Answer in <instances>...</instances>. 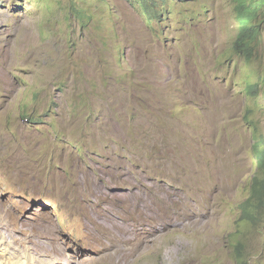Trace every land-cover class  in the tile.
Listing matches in <instances>:
<instances>
[{
    "label": "rangeland",
    "instance_id": "obj_1",
    "mask_svg": "<svg viewBox=\"0 0 264 264\" xmlns=\"http://www.w3.org/2000/svg\"><path fill=\"white\" fill-rule=\"evenodd\" d=\"M173 10L160 25L126 0H0L9 250L34 258L54 239L71 256L56 264H264V198L259 226L239 221L264 180L244 121L249 108L264 140V85L246 97L264 79V33L248 61L234 0Z\"/></svg>",
    "mask_w": 264,
    "mask_h": 264
},
{
    "label": "trees",
    "instance_id": "obj_2",
    "mask_svg": "<svg viewBox=\"0 0 264 264\" xmlns=\"http://www.w3.org/2000/svg\"><path fill=\"white\" fill-rule=\"evenodd\" d=\"M132 6L140 8V12L144 15L147 21H157L158 24L164 25L166 22H171L174 18V4H182L185 0H126ZM88 6L91 8L94 5L99 4V0H87ZM234 12L238 20L239 32L233 43V50L239 56L247 57L250 61L254 55L256 46L261 40V36L264 33V0H234ZM169 27V26H167ZM264 85V79L259 83L250 84L246 90V97H256L257 91L260 86ZM28 109L21 111V117L25 122L35 123L38 121L39 116ZM26 108V107H25ZM257 108V106H256ZM251 110L248 108L244 117V121L250 126L253 139L255 140L254 154L256 155L257 162H260L263 156V149L260 147L263 143L262 135H259L257 128L252 127V121L249 118ZM259 165V164H258ZM258 174H255L254 178H257ZM264 198V180L257 183H253L250 191V197L242 204L241 216L239 221L242 223H249L254 227L259 226L262 223L263 213L261 212L260 202ZM241 260V259H238ZM242 264H247L242 260Z\"/></svg>",
    "mask_w": 264,
    "mask_h": 264
},
{
    "label": "bare ground",
    "instance_id": "obj_3",
    "mask_svg": "<svg viewBox=\"0 0 264 264\" xmlns=\"http://www.w3.org/2000/svg\"><path fill=\"white\" fill-rule=\"evenodd\" d=\"M0 228H1V230L3 229L2 227H0ZM7 230L8 229H6V231ZM38 233L42 234L43 232H42V230H39ZM41 237H42V235H41ZM18 241L19 240H15V242H18ZM31 242H33V241L31 240ZM36 242L34 241L35 248L32 249V253H33L32 255H34V253H35V254H37V257L32 258L31 256H23L22 254L20 255L19 254L20 252L18 250L14 251L15 249L13 250L11 248H10L11 250H9L8 247H6V242H4L3 240L0 239V264H40V262H42V261L40 259L41 257L40 256L38 257V255L42 254V252L44 251V250H42V248H43V246H46V245H51V248L48 247L49 250L44 251L42 256L46 257L47 259L52 258L51 262L54 261L53 264L54 263L56 264V262H60V261H63V263H66L67 260L69 261V258H71V256H69L66 253L67 250L65 249L66 250L65 251L64 249L60 248L59 244L54 239H49L47 241V243L45 241V244H42V242L40 244V243H38L40 241H38L37 243L41 245L40 247H38V244ZM52 246H53V248H52ZM46 248H44V249H46ZM12 251H14V252H12ZM29 255H31V254H29ZM1 259H3V260L1 261ZM45 261L46 260H44V262ZM47 261H48V263L50 262L49 260H47ZM51 262H50V264H51ZM45 263H47V262H45Z\"/></svg>",
    "mask_w": 264,
    "mask_h": 264
}]
</instances>
